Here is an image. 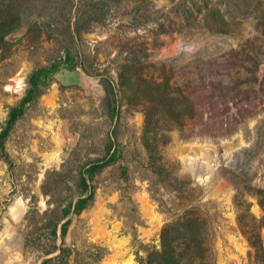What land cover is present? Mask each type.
Listing matches in <instances>:
<instances>
[{
  "label": "rangeland",
  "instance_id": "obj_1",
  "mask_svg": "<svg viewBox=\"0 0 264 264\" xmlns=\"http://www.w3.org/2000/svg\"><path fill=\"white\" fill-rule=\"evenodd\" d=\"M38 6L0 45V134L23 104L0 138V264L60 248L68 264H154L164 227L186 217L206 230L199 263L264 264V0ZM109 138L119 157L89 181L91 203L46 239L30 212L73 204L78 166Z\"/></svg>",
  "mask_w": 264,
  "mask_h": 264
},
{
  "label": "trees",
  "instance_id": "obj_2",
  "mask_svg": "<svg viewBox=\"0 0 264 264\" xmlns=\"http://www.w3.org/2000/svg\"><path fill=\"white\" fill-rule=\"evenodd\" d=\"M41 0H0V45L6 42V37L15 32L21 24L22 16L29 15L34 9H37ZM39 13V10L37 11ZM50 26V24L48 25ZM36 25L30 27L33 29ZM90 27L85 28L86 32ZM53 32L56 31L52 29ZM67 33V39L73 41L74 37H78L80 29L77 27L74 31L65 27ZM82 71L89 75L83 67ZM103 88L105 89V96L101 100L102 107L105 108L106 115L109 119L113 120L117 117V109L112 90L108 82L104 81ZM22 105H18L12 108L9 112V117L6 123L5 129L0 134V138L4 139L7 136L9 129L13 126L19 116L22 114ZM105 154L98 159L88 160L81 163L78 166V184L77 191L79 197L71 204L68 203L62 206L60 203H56L49 207L46 211L39 215L38 211L32 210L28 216L30 222L35 221L39 223V229L43 230L42 234L46 239L56 238L57 228L61 237L66 234L69 220L62 222L63 219L72 214H79L86 209L93 199V190L89 186V181L93 180L96 174L100 173L104 168L110 166L117 161L119 155V146L112 142L109 138L107 140V146L105 147ZM75 154V152H74ZM58 171H49L46 174L44 184L42 187V193L46 196H52L58 191L59 180L56 181V177L59 176ZM59 183V184H58ZM68 187V186H66ZM37 216V219H36ZM46 231L47 233H44ZM206 230L202 221L186 217L182 221H177L173 224L167 225L162 230L161 234V251L156 252V259L154 264H201L206 251L204 247V235ZM58 248L52 245L50 249L45 251L46 254L56 251ZM69 250L60 248L59 254L53 259H47L42 264H49L54 262L55 264H68ZM152 264V263H148Z\"/></svg>",
  "mask_w": 264,
  "mask_h": 264
}]
</instances>
